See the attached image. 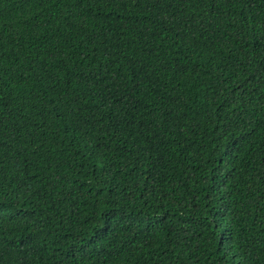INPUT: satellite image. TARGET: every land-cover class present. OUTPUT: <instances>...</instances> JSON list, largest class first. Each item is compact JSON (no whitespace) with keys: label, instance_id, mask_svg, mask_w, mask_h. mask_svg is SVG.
Returning <instances> with one entry per match:
<instances>
[{"label":"trees","instance_id":"obj_1","mask_svg":"<svg viewBox=\"0 0 264 264\" xmlns=\"http://www.w3.org/2000/svg\"><path fill=\"white\" fill-rule=\"evenodd\" d=\"M0 264H264V0H0Z\"/></svg>","mask_w":264,"mask_h":264}]
</instances>
